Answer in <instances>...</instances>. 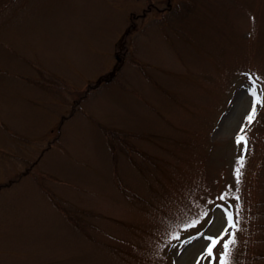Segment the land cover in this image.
<instances>
[{
  "label": "rangeland",
  "instance_id": "obj_1",
  "mask_svg": "<svg viewBox=\"0 0 264 264\" xmlns=\"http://www.w3.org/2000/svg\"><path fill=\"white\" fill-rule=\"evenodd\" d=\"M249 77L264 100V0H0V264H196L236 188ZM257 112L237 264H264Z\"/></svg>",
  "mask_w": 264,
  "mask_h": 264
},
{
  "label": "snow or ice",
  "instance_id": "obj_2",
  "mask_svg": "<svg viewBox=\"0 0 264 264\" xmlns=\"http://www.w3.org/2000/svg\"><path fill=\"white\" fill-rule=\"evenodd\" d=\"M250 84L251 87L247 90L249 96H251L252 104L249 110V113L245 117L244 124L241 125L240 133L236 139L237 146L243 144L244 147L241 152V156L238 157L237 165L234 168V179L236 183V188L233 192L232 186L229 185L228 189L225 193L220 194L217 197V200L223 201L221 204H217L216 207L220 209L221 216L214 217L221 224L220 231L218 235H204L203 239L206 241L205 244L201 245L202 251L196 258V264H237L235 258L232 256V252L234 251L238 241H237V233L240 231V211H241V197H240V183L241 177L243 175L241 169L244 166V157L248 151V138L244 132L245 128L249 127L254 121L256 116L258 115L257 106L264 107V100H261L260 94L257 92L256 81L252 80L251 77ZM264 91V90H262ZM230 200H235L236 205H232L229 203ZM208 215V210L201 208V211L193 217H190L183 226H177L170 233H168V239L164 242L169 246H176L178 249L185 247V245L191 244L192 240H185L183 244L173 245V241H178L180 239L182 232H187L192 228L199 226L202 219L206 218ZM211 225V221H209V226ZM227 237V239H224ZM194 239H199V237H194ZM222 244V251L219 254V258H217V246Z\"/></svg>",
  "mask_w": 264,
  "mask_h": 264
}]
</instances>
